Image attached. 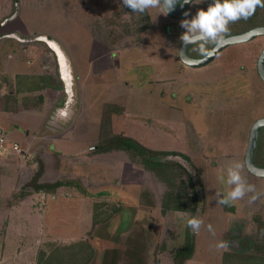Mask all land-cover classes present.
<instances>
[{
    "label": "rangeland",
    "instance_id": "rangeland-1",
    "mask_svg": "<svg viewBox=\"0 0 264 264\" xmlns=\"http://www.w3.org/2000/svg\"><path fill=\"white\" fill-rule=\"evenodd\" d=\"M5 2L0 0V22L13 12L8 0L9 12L3 14ZM19 2L21 14L0 28V128L24 149L23 154L0 155V187L12 190L6 197L0 193V264H37L41 251L77 241L95 248L88 264H174L187 241L194 198L202 223L193 231L195 249L185 264H225V253L236 255L228 264H248L244 256L250 254L264 256V177L251 173L245 163L251 128L264 117V80L258 71L264 36L230 45L212 62L193 67L180 59V37L186 31L180 22L206 11L211 4L207 0L193 2L190 15L181 19L160 14L159 8L135 13L123 0ZM256 13L252 22L239 26L264 25V8L257 7ZM228 28L222 38L237 29L234 22ZM15 32L21 41L6 38ZM49 40L63 48L65 41L83 71V79L77 74L71 78L73 88L66 86ZM200 46L192 45L189 54L201 57L206 50L201 52ZM89 60L95 71L103 70L101 76H85ZM67 62L68 67L73 63L71 58ZM36 71V76L53 79L43 80L41 89L16 92L17 73ZM53 83L63 88L49 86ZM105 103L119 107L121 114L111 133L151 150L180 154L168 156L174 179L164 181L140 155L123 151L106 154L107 167L80 164L81 172L96 174L92 177L74 169L78 154L62 157L55 151L53 136L65 130V136L75 137L64 144L67 150L86 148L85 154L95 160L103 144L98 119ZM262 129L259 138L264 142ZM260 146L258 140V166L264 160ZM237 162L244 165V195L221 205L236 187L228 184V169ZM116 164L131 170L128 178L134 174L129 186L121 183ZM99 175L108 181L101 182ZM35 181L56 187L36 191ZM113 184L126 188L122 192ZM186 196L181 204L188 209L165 206ZM5 203L8 207H1ZM220 242L228 247L218 248Z\"/></svg>",
    "mask_w": 264,
    "mask_h": 264
},
{
    "label": "trees",
    "instance_id": "trees-1",
    "mask_svg": "<svg viewBox=\"0 0 264 264\" xmlns=\"http://www.w3.org/2000/svg\"><path fill=\"white\" fill-rule=\"evenodd\" d=\"M182 1V0H181ZM257 10V9H256ZM257 13L255 12L254 15H252L249 19L244 20L240 19L236 22H234L237 29L232 32L231 34H237L242 33L254 26L247 27L245 26H239L243 22H252L253 19H255V16ZM241 22V23H240ZM226 37V36H225ZM216 43L213 44V46ZM211 46L206 50V53L213 47ZM205 53V54H206ZM53 79L52 76H46V75H29V74H17L16 75V92H22V91H35L38 89H41L44 87L43 80L45 79ZM53 86L55 88L62 87V84H49V86ZM63 88V87H62ZM10 96H13V92L10 93ZM105 110L102 112V120H101V142H103L102 146L99 148L100 152H109L113 150H123L126 152L133 153V155L138 156L140 155L142 157L143 163L150 169L154 170L161 179L164 181H169L174 179L175 173L172 172V163H170V159H173L176 156H180L178 152H164V151H156L151 150L138 141L132 139L131 137L120 135V134H113L111 133L112 128V114L119 112L117 106L111 104V103H105ZM7 111L17 112V107H4ZM263 130V129H262ZM261 132V131H260ZM260 147L259 153H264V142L259 138ZM185 156V155H182ZM189 159V158H187ZM264 160L262 161V165L264 166ZM180 164V163H178ZM181 165V164H180ZM172 183V182H171ZM34 187L36 191L44 190L47 188H54L56 187L55 183H39L35 181ZM172 196V193H171ZM189 198L186 196L185 199H182L181 202H178L174 205H169L168 203L165 204V206L168 208L173 209H188V206H182L183 200L187 202ZM188 204V203H187ZM120 209V207H115V209ZM194 211V214L192 215V218H200L201 216V210L198 209L197 201L194 198V206L192 208ZM195 249V236L193 230L188 227V233H187V241L185 242L182 249L177 251L175 255V263L174 264H185V262L191 258L193 252ZM96 251L94 246H92L90 243L85 241H77L73 242L65 247H55L51 249V251H41L38 256V262L37 264H88V262L92 261ZM236 257L235 253H225L224 259L226 260L225 264L233 263V259ZM246 258L248 264H262L264 261V256L261 255H255L250 254L244 256ZM228 262V263H227Z\"/></svg>",
    "mask_w": 264,
    "mask_h": 264
},
{
    "label": "clouds",
    "instance_id": "clouds-1",
    "mask_svg": "<svg viewBox=\"0 0 264 264\" xmlns=\"http://www.w3.org/2000/svg\"><path fill=\"white\" fill-rule=\"evenodd\" d=\"M203 0H194L195 4L202 3ZM193 0H123L122 5L130 8L132 12L144 14L148 9L159 8L160 14L167 16L175 10L177 4L181 7L184 4H191ZM257 7L264 8V0H214L209 4L207 10L200 9L191 19H183L180 26L186 31L181 35L180 41L187 46L188 44L200 43V51H205V45L208 43H219L223 35L229 31V24L240 19L247 20L255 14ZM189 12L184 16L188 17ZM63 116L64 113L60 112ZM244 165L237 162L233 167L228 169V184H235L236 187L228 193V196L219 201V204H230L243 197L245 185L242 181L241 172ZM252 190V186L249 187ZM256 197H253L255 200ZM202 220L191 218L187 220V225L194 231L198 232ZM209 231L214 230L209 225ZM218 248L225 249L228 247L227 242H220Z\"/></svg>",
    "mask_w": 264,
    "mask_h": 264
},
{
    "label": "crops",
    "instance_id": "crops-1",
    "mask_svg": "<svg viewBox=\"0 0 264 264\" xmlns=\"http://www.w3.org/2000/svg\"><path fill=\"white\" fill-rule=\"evenodd\" d=\"M12 3H13V12L11 13H9L1 22H0V28L1 27H3L4 25H6V24H8L9 22H11V21H13V20H15L20 14H21V6H20V2H19V0H12ZM7 5V10H5L4 12H3V14H5L6 12L8 13L9 12V4H8V0H6V2H5V6ZM12 35H15V36H12ZM43 36H48V34H45V35H43ZM6 38H16V39H18L19 41H21V38H20V36H18V34H16V32L15 33H13V34H11V35H9L8 37H6ZM59 38V37H58ZM61 40V39H60ZM3 42H5V40L3 39L2 40V43H1V46H3V48L5 49V43H3ZM23 43H27L26 42V40H25V42H23ZM6 44H8V43H6ZM9 45V44H8ZM62 45H64L65 46V48H63V46H61V44H60V46L62 47V50L64 51V53H65V55H67L68 57V61L70 62V58L72 59V61H73V63H71V65H69V74H70V76H71V78L74 80L75 79V75L77 74V76H78V79H83V76H84V74L83 73H81V72H83V71H79V69L77 68V63H75V61L73 60V57L71 56V53H70V50L68 49V46L66 45V42L65 41H63L62 40ZM12 47V46H11ZM1 51V50H0ZM32 52V51H31ZM70 57V58H69ZM29 62H31V63H33V61H29ZM93 63H94V61L92 60H89V65H90V67L88 68V70H87V72H86V74H85V76H90L91 74H97V75H99V76H101V74H102V71L103 70H100V71H95V69H94V67H93ZM18 67H19V61H18ZM73 67H74V75H73V73H72V71H73ZM85 71V70H84ZM17 74H29V75H36V74H38V72L36 71V72H33V73H26V72H19V73H17ZM71 88H73V81L71 82ZM7 113H12V112H7ZM82 113H83V109H82V111H80V113H79V115L76 117V119H75V122H74V125H72L73 127H75L78 123H79V119L83 116L82 115ZM121 114H117V113H114V114H112V127H113V129H114V127H116V122H117V120H120V118H121V116H120ZM123 118V117H122ZM99 120V124H100V128H101V120H102V115L100 116V118L98 119ZM2 129V131H3V133H4V130H3V127L1 128ZM73 130H74V128H73ZM116 134H121V133H116ZM124 135V134H123ZM8 136V135H7ZM126 136V135H125ZM54 138H53V143H54V149H55V151L56 152H58L62 157H64V155H68L69 153H74V154H78V156L77 157H74L75 159H78V162H77V164H78V167H76V168H74L76 171H78L80 174H89V175H92V177H93V175L94 176H96V174H94V173H91V172H86V173H83V172H81L80 170H79V168H81V166H80V164H84V163H88L90 166H93V165H103V164H105L106 165V167H107V164H109V162H107V160H106V154H110L111 152H116V151H123V150H113V151H109V152H100V153H97V158H95V160H94V158H91V156L90 155H87V154H85L86 152V148H83V149H80L79 150V148H74V149H78V150H67V149H70L69 147H65L64 146V144L65 143H68V142H72L73 140H75L74 138L75 137H72V135L71 136H65V130L64 131H61L59 134H56L55 136H53ZM14 141H17V142H19L18 140H14ZM123 152H126V151H123ZM11 154L13 153V152H10ZM12 155H14V154H12ZM33 155H34V153H33ZM103 155H105L103 158H102V156ZM9 156V155H8ZM93 157H95V155H93ZM10 159H12V158H10ZM79 159H80V162H79ZM97 159V160H96ZM5 162H1V164H4ZM116 167H117V170H120L121 171V176H122V181H121V183L122 184H131V183H133V181H135L134 180V174H132L129 178H128V173L131 171V170H129V169H127V167L126 166H124V165H121V164H116ZM119 167V168H118ZM114 170H116V169H114ZM1 171H2V169H1ZM1 171H0V176L3 178L4 177V174H2L1 173ZM133 173V172H132ZM90 176H87V178H89ZM1 178V179H2ZM95 178V177H94ZM97 178V177H96ZM99 180L101 179L102 181L101 182H107L108 181V179L107 178H104V176H102V175H99V178H98ZM47 182L49 181V180H46ZM127 184V186H129ZM125 188H126V186H124ZM124 187H116L114 184H113V187L112 188H117V190H122V192L124 191ZM115 190V189H114ZM129 191L131 190V189H128ZM9 192H11L12 193V190L9 188V187H0V193L1 194H4L3 196H5L6 197V195L9 193ZM9 196H11V195H9ZM11 198V197H10ZM9 198V199H10ZM6 204V203H5ZM3 204V205H1V207H8L7 205H9V204ZM6 222V221H5ZM4 261H6V259H4ZM1 262V261H0ZM9 262V261H8ZM4 263V262H3ZM3 263H1V264H3ZM7 264V263H6Z\"/></svg>",
    "mask_w": 264,
    "mask_h": 264
},
{
    "label": "water",
    "instance_id": "water-1",
    "mask_svg": "<svg viewBox=\"0 0 264 264\" xmlns=\"http://www.w3.org/2000/svg\"><path fill=\"white\" fill-rule=\"evenodd\" d=\"M207 1H209L210 3L214 2V0H207ZM193 2H194V0H193ZM191 4H184L182 7L180 5H176L175 10L171 11L168 15L175 17V18H180V19L184 18L185 17L184 13L188 12V9H189ZM260 35H264V25L255 26L253 28H250V29L242 32V33H237V34H232V35L226 36V37L222 38L219 43H216L204 56H201V57H194V56H191L189 54L190 47L196 43L188 44L187 46H185L182 43L180 46V49H179L180 59L185 64L193 66V67L204 66V65L212 62L220 54V52L223 49H225L226 47L233 45V44L251 41ZM12 36H14V35H12ZM49 41L51 42L54 40H49ZM54 42L57 43L56 41H54ZM51 47H52V45H51ZM59 47L62 49V47L60 45H59ZM58 59H59V57H58ZM67 60H68V58H67ZM59 63H60V59H59ZM68 71H69V67H68ZM258 71H259L261 78L264 80V48H263V50L259 56V59H258ZM62 78H63V76H62ZM69 79H70L69 84L65 81L66 86L68 88L72 87L70 75H69ZM262 128H264V117L258 119L253 124L251 131H250L249 142H248V146H247L246 154H245V163H246L248 170L251 173H253L254 175L260 176V177H264V167L258 166L255 163L254 155H255L257 144H258L260 131ZM2 132L3 131L0 128V133H2Z\"/></svg>",
    "mask_w": 264,
    "mask_h": 264
},
{
    "label": "built area",
    "instance_id": "built-area-1",
    "mask_svg": "<svg viewBox=\"0 0 264 264\" xmlns=\"http://www.w3.org/2000/svg\"><path fill=\"white\" fill-rule=\"evenodd\" d=\"M10 152L23 154L24 149L17 141L8 140L7 135L2 132L0 133V155H6Z\"/></svg>",
    "mask_w": 264,
    "mask_h": 264
},
{
    "label": "bare ground",
    "instance_id": "bare-ground-1",
    "mask_svg": "<svg viewBox=\"0 0 264 264\" xmlns=\"http://www.w3.org/2000/svg\"><path fill=\"white\" fill-rule=\"evenodd\" d=\"M50 43H51L52 47L55 49V51L58 54V57L60 59L62 76H63L64 80L69 84L70 79H69L67 57L64 54V52L62 51V49L59 47L58 44H56L54 41H51Z\"/></svg>",
    "mask_w": 264,
    "mask_h": 264
},
{
    "label": "flooded vegetation",
    "instance_id": "flooded-vegetation-1",
    "mask_svg": "<svg viewBox=\"0 0 264 264\" xmlns=\"http://www.w3.org/2000/svg\"><path fill=\"white\" fill-rule=\"evenodd\" d=\"M177 5H179V4H177ZM231 35H232V34H231ZM228 36H229V35H228ZM191 47H192V46H191ZM191 47H190V48H191ZM189 50H190V49H189ZM205 53H206V52H205ZM205 53H204L203 55H205ZM203 55H202V56H203ZM191 56H192V55H191Z\"/></svg>",
    "mask_w": 264,
    "mask_h": 264
}]
</instances>
